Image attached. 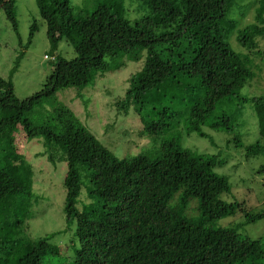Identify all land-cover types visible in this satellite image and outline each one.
<instances>
[{
	"label": "trees",
	"instance_id": "16d2710c",
	"mask_svg": "<svg viewBox=\"0 0 264 264\" xmlns=\"http://www.w3.org/2000/svg\"><path fill=\"white\" fill-rule=\"evenodd\" d=\"M240 1L89 0L90 8L79 10L71 0H35L50 49L55 52L64 42L74 56L52 55L43 89L25 99L16 97L11 78L0 77V264L62 258L61 248L50 242L60 232L36 240L26 234L34 177L15 144L18 125L25 138L54 143L66 155L63 231L75 228L74 255L61 264H264L263 240L209 222L237 207L245 223L264 213L223 201L230 184L214 171L217 155L181 143L182 135L212 139L211 133L215 138L223 133L234 134L240 147L242 138L234 132L248 108L258 133L242 156L264 161V94L242 93L256 76L251 53H260L250 49L255 37H264V25L240 28L231 17L243 7ZM247 1L259 4L258 15L264 13V0ZM132 5L141 13L133 19ZM15 8L16 0H0L17 32ZM256 20L264 24L262 16ZM36 27L34 22L29 37ZM232 37L245 53L233 49ZM129 61L142 66L115 105L138 115L139 135L151 141L148 152L118 159L63 106L54 110L53 125L27 118L58 91L81 92ZM80 99L84 107L91 101ZM189 198L199 200L203 219L183 214Z\"/></svg>",
	"mask_w": 264,
	"mask_h": 264
},
{
	"label": "rangeland",
	"instance_id": "374dc122",
	"mask_svg": "<svg viewBox=\"0 0 264 264\" xmlns=\"http://www.w3.org/2000/svg\"><path fill=\"white\" fill-rule=\"evenodd\" d=\"M240 2L243 7H236L231 15L239 22V27L252 24L262 27L264 24H259L256 20L257 16L264 19V13L258 15L256 11L259 4L250 2L247 5V0ZM71 4L79 10L83 7L90 8L89 0H71ZM15 13L17 32L0 10V77L11 78L14 94L19 99H25L43 89L46 78L53 69V62L44 58L45 56L50 58L52 55H62L71 59L74 53L64 42L57 51L50 49L45 23L39 16L35 0H16ZM128 14L133 19L141 13L137 6L132 5L128 7ZM34 22L37 27L33 37H29L30 27ZM254 41L256 47L250 50L260 55L251 53L256 76L247 88L243 89L242 93L246 96L264 94V37L257 36ZM231 45L235 51H247L237 44L234 37ZM141 66V61H129L125 67L100 77L81 92L77 88L58 91L35 106L27 114V118L34 124L48 122L53 125L54 110L63 106L74 113L101 145L118 159L148 152L151 141L148 137L139 135L143 126L138 115L133 109L125 113L115 105L124 95L127 80ZM79 97L83 100L90 99L89 105L84 107ZM253 116L246 108L239 117L240 126L234 133L242 138L240 147H236L232 140L234 134L227 137L223 133L217 138L211 133L212 139L200 138L196 134L182 135L181 143L194 152L217 155L214 171L225 176L230 184V190L222 194L221 199L227 203L243 204L244 209L255 214L264 213V173L259 172L264 161L253 158L246 160L242 156L245 147L252 144L258 133ZM15 144L31 165L34 177V197L27 212L29 220L26 221V234L28 238L36 240L60 232L50 238V242L61 248L62 258H53L44 264H61L63 258L70 260L74 255L72 237L75 228H72V231H63L66 228L63 212L66 155L54 143L47 146L43 139L25 138L20 125L15 134ZM178 199L179 194H176L174 202L177 203ZM237 208L215 220L209 219L210 224L217 228L232 226L242 237L260 238L264 243V218L245 223L243 213ZM183 214L193 219L204 218L197 198L186 200ZM74 241L77 242L76 238Z\"/></svg>",
	"mask_w": 264,
	"mask_h": 264
},
{
	"label": "built area",
	"instance_id": "2783aa9c",
	"mask_svg": "<svg viewBox=\"0 0 264 264\" xmlns=\"http://www.w3.org/2000/svg\"><path fill=\"white\" fill-rule=\"evenodd\" d=\"M44 58L52 59V58H49L48 56H45Z\"/></svg>",
	"mask_w": 264,
	"mask_h": 264
}]
</instances>
